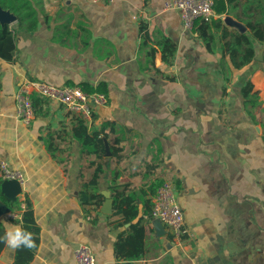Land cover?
<instances>
[{
    "label": "crops",
    "instance_id": "0c3cea01",
    "mask_svg": "<svg viewBox=\"0 0 264 264\" xmlns=\"http://www.w3.org/2000/svg\"><path fill=\"white\" fill-rule=\"evenodd\" d=\"M168 1L43 0L37 29L18 32L13 59L0 60V160L25 176L17 199L31 202L40 229L31 264H78L81 245L96 264H160L168 256L174 264H264V45L236 70L219 36L211 52L184 29L178 10L165 9ZM226 17L236 20H214L227 26ZM165 42L175 48L171 65ZM29 80L102 85L109 101L86 122L34 96L39 104L26 126L16 118L15 92ZM248 83L256 106L243 96ZM78 119L100 133L101 158L82 153ZM99 166L104 172L92 186ZM165 181L177 187L190 232L181 247L148 214ZM85 190L100 203L84 204ZM115 198L137 209L132 223L115 213ZM23 212L0 218L5 231L21 227ZM137 221L146 254L126 260L117 243ZM16 251L5 245L0 264H15Z\"/></svg>",
    "mask_w": 264,
    "mask_h": 264
},
{
    "label": "trees",
    "instance_id": "16d2710c",
    "mask_svg": "<svg viewBox=\"0 0 264 264\" xmlns=\"http://www.w3.org/2000/svg\"><path fill=\"white\" fill-rule=\"evenodd\" d=\"M43 0H0V6L13 13L17 18V29H12L10 26H2L0 24V60L11 61L17 50L16 36L18 32H34L38 26L39 9L42 7ZM217 15L232 16L247 28L246 33H240L236 30L231 31L223 24L221 19L207 23L199 20L195 23L194 31L205 42L207 48L213 52L217 44V36L221 42L223 53L230 57L233 68L240 70L249 66L255 61L258 46L264 45V0H215L214 6ZM175 54V48L171 43L165 42L163 45V58L167 65L172 64V59ZM262 64L264 67V51ZM87 94L105 93V89L100 85L99 87H92L88 84L81 83L78 85ZM1 89V81H0ZM243 96L246 102L252 106L258 103V94L253 92V86L248 83L243 89ZM34 107L39 104V99L34 98ZM79 125L74 130V137L80 142L82 153L85 155H95L101 158L105 152V142L100 138L99 132L89 133L88 127L81 119H78ZM109 125H105L107 127ZM104 169L99 166L94 180L91 183L95 186V182L103 174ZM2 180H0V185ZM82 200L84 204L90 205L95 202L97 204V194L91 195L88 190L82 192ZM2 201L8 206L10 210L16 208H24L22 218L15 222L19 223L21 227L33 234L36 247L33 249L21 248L16 251L15 264H31L36 250L38 249L40 238V229L37 226L31 202L26 199L23 203L10 201L4 196ZM130 205L128 199H114L115 213L120 216L124 223H132L138 216L137 209ZM127 206V207H125ZM149 211L152 212V202H148ZM150 216V215H148ZM5 228L0 222V237L5 234ZM5 247V243L0 242V254ZM145 230L142 221H137L130 227L129 235L125 238H120L116 254L126 260H138L146 254L145 248ZM160 264H174L171 256L162 259Z\"/></svg>",
    "mask_w": 264,
    "mask_h": 264
},
{
    "label": "built area",
    "instance_id": "2783aa9c",
    "mask_svg": "<svg viewBox=\"0 0 264 264\" xmlns=\"http://www.w3.org/2000/svg\"><path fill=\"white\" fill-rule=\"evenodd\" d=\"M92 3L112 2L113 0H90ZM215 0H169L165 4L167 10H178L186 31L192 32L199 20L212 23L216 18ZM41 97L60 103L64 109L86 122H91L98 107L108 104L105 93L87 94L77 86H55L37 80H29L20 84L15 92L16 118L26 126L35 119L33 97ZM0 179L16 180L21 185L25 176L21 171L11 169L4 160H0ZM151 216L159 220L164 229L172 235L177 247L184 245L190 234L183 210L178 201L177 187L172 181H165L158 189L152 201ZM78 264H96V258L87 245H81L75 251Z\"/></svg>",
    "mask_w": 264,
    "mask_h": 264
},
{
    "label": "water",
    "instance_id": "95a60500",
    "mask_svg": "<svg viewBox=\"0 0 264 264\" xmlns=\"http://www.w3.org/2000/svg\"><path fill=\"white\" fill-rule=\"evenodd\" d=\"M17 21H18V18L13 13H11L10 11L4 10L0 6V24L2 26H6V25L11 26L12 24L17 23ZM224 23L228 27L234 28L240 33L247 32V28L244 24H242L241 22L237 20L232 19L231 17H226L224 20ZM263 51L264 50L260 52L262 53V55H263ZM257 58L259 60L262 59L261 56H258ZM21 193H22V185L18 181L16 180L2 181V184L0 185V218L10 211L8 206L2 201L1 197L4 196L10 201H16L17 196H19ZM154 222L160 225L161 227H163L159 220H154Z\"/></svg>",
    "mask_w": 264,
    "mask_h": 264
},
{
    "label": "clouds",
    "instance_id": "9594fccd",
    "mask_svg": "<svg viewBox=\"0 0 264 264\" xmlns=\"http://www.w3.org/2000/svg\"><path fill=\"white\" fill-rule=\"evenodd\" d=\"M0 242L5 243L7 248L13 251L21 248L33 249L36 247L33 234L20 226L8 225L4 236L0 237Z\"/></svg>",
    "mask_w": 264,
    "mask_h": 264
},
{
    "label": "rangeland",
    "instance_id": "374dc122",
    "mask_svg": "<svg viewBox=\"0 0 264 264\" xmlns=\"http://www.w3.org/2000/svg\"><path fill=\"white\" fill-rule=\"evenodd\" d=\"M259 49H261V48H259ZM259 53H260V51H259Z\"/></svg>",
    "mask_w": 264,
    "mask_h": 264
}]
</instances>
